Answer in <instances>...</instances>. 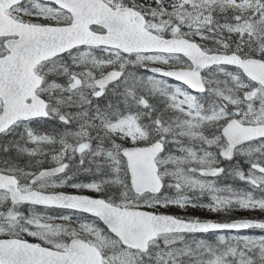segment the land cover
<instances>
[{"label": "snow or ice", "instance_id": "1", "mask_svg": "<svg viewBox=\"0 0 264 264\" xmlns=\"http://www.w3.org/2000/svg\"><path fill=\"white\" fill-rule=\"evenodd\" d=\"M170 207L264 213V0H0V264H264Z\"/></svg>", "mask_w": 264, "mask_h": 264}, {"label": "rangeland", "instance_id": "2", "mask_svg": "<svg viewBox=\"0 0 264 264\" xmlns=\"http://www.w3.org/2000/svg\"><path fill=\"white\" fill-rule=\"evenodd\" d=\"M247 234H252V235H261V234H264V233H247Z\"/></svg>", "mask_w": 264, "mask_h": 264}, {"label": "trees", "instance_id": "3", "mask_svg": "<svg viewBox=\"0 0 264 264\" xmlns=\"http://www.w3.org/2000/svg\"><path fill=\"white\" fill-rule=\"evenodd\" d=\"M226 181H230V182H233V181H231V180H226ZM238 183V182H237ZM225 217V216H224Z\"/></svg>", "mask_w": 264, "mask_h": 264}]
</instances>
